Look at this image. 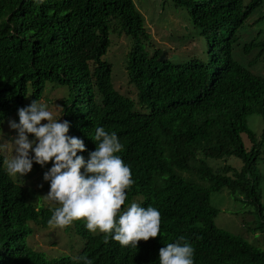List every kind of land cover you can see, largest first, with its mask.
<instances>
[{
	"label": "trees",
	"instance_id": "16d2710c",
	"mask_svg": "<svg viewBox=\"0 0 264 264\" xmlns=\"http://www.w3.org/2000/svg\"><path fill=\"white\" fill-rule=\"evenodd\" d=\"M168 1L185 8V18L200 35H212L210 58L232 61L240 71H234L236 77L213 82L197 61L172 64L132 0H0V136L8 135L6 123L17 122L18 109L33 100L60 109L61 122L70 124L68 135L83 140L85 151L78 155L86 161L96 148L94 129L115 132L123 145L117 155L134 180L122 208L133 202L151 205L162 214L161 232L177 238L197 233L196 264L202 257L215 264H264V69L248 73L232 51L237 31L264 1ZM166 34L156 29L161 40ZM120 37L129 46L122 66L132 91L125 95L113 87L115 62L103 60ZM254 40L243 50L257 48L255 61L264 60V38ZM163 51L166 60L160 62ZM176 81L173 95L169 90ZM206 83L213 89H204ZM188 86H195L194 93H185ZM251 115L261 117L260 137L249 129ZM13 154L12 144L0 151V264H74L76 255L92 264H155L151 245L122 247L111 239L105 244L104 234L90 233L83 221L75 222L74 230L64 228L65 241L41 250L34 233L49 227L56 205L38 193L41 176L52 166L33 163L40 182L35 188L19 186L3 166ZM225 196L235 203L227 213L235 217L228 232L256 231L262 249L224 246L226 259L202 251L219 234L208 230L219 215L216 203ZM228 238L250 247L239 237ZM75 240L83 246L71 254ZM120 254L118 261L110 260Z\"/></svg>",
	"mask_w": 264,
	"mask_h": 264
},
{
	"label": "clouds",
	"instance_id": "9594fccd",
	"mask_svg": "<svg viewBox=\"0 0 264 264\" xmlns=\"http://www.w3.org/2000/svg\"><path fill=\"white\" fill-rule=\"evenodd\" d=\"M263 6L264 4L253 11L241 28L245 26L248 19H250L247 24L249 29L264 23V10L256 14ZM262 33L264 30L258 31V34ZM205 38L208 41H213L211 34ZM253 41L257 43L254 38H249L245 44ZM233 46L234 44L232 51ZM208 51L207 61L201 64L205 66V72L209 73L211 81H222V78L229 76L234 78L236 77L234 76L235 70L240 73L232 61L217 62L212 60ZM257 52L256 50L255 55L248 59L244 56L248 52H244L243 48L242 53L239 49H235L234 61L244 67L248 73L254 74L252 70L256 68L254 66L260 60L255 61ZM163 53H165L166 60V52L163 51ZM249 63H252V66L248 68ZM177 88L176 81V86L169 92L175 95ZM204 89L213 88L210 83H206ZM194 91L195 86L185 88V93H194ZM18 117L19 123L14 120L9 121L10 129L16 131L17 136L10 142L13 145L14 154L3 159V166L9 176L18 178L19 186L34 188L40 181L34 177L36 167H33V163L41 167L46 164L52 166L44 173L43 178L41 176L40 192L38 193L42 200L56 205L47 221L49 228L63 229L62 233L66 239L64 228L70 226L74 230L75 222L83 221L90 233L104 234L105 244H108L111 239L122 247L139 248L151 245L150 256L155 264H196L194 249L196 248L197 233L191 238L183 236L177 238L175 234L161 232L162 214L151 205L142 207L133 202L130 206L122 208L127 200V190L134 184V180L131 168L117 155L123 150V145L115 132L110 134L103 127H96L92 138L96 143V148L89 153V158L86 161L83 156L78 155L85 151L83 140L69 136V122H61V117L58 119L46 105L33 100L27 107L18 109ZM44 121L46 123H42ZM29 135L34 139L29 140ZM4 137L0 138V151L6 150L9 144L3 142ZM42 179L49 182L50 185L48 193L44 196H42L43 189L49 185L45 184ZM234 220L235 217L229 216L227 213L224 216L218 215L215 218V225L208 231L215 234L219 232V234L202 251L226 259L223 251L224 246L230 250L245 252L262 249L263 242L259 240L258 232L253 231L252 233L251 229L246 228L228 232L229 224L232 225ZM228 236L239 237L246 241L250 247L246 248L230 240ZM149 240L151 243L148 242ZM82 246L83 242L80 244L79 240H75L74 248L70 253L75 254L77 249L79 248L80 251ZM83 256L76 255L73 260L74 264H81L82 259L84 264H92L91 260ZM120 256L121 254L110 258V260L118 261ZM201 264H215V262L210 258L202 257Z\"/></svg>",
	"mask_w": 264,
	"mask_h": 264
},
{
	"label": "rangeland",
	"instance_id": "374dc122",
	"mask_svg": "<svg viewBox=\"0 0 264 264\" xmlns=\"http://www.w3.org/2000/svg\"><path fill=\"white\" fill-rule=\"evenodd\" d=\"M132 2L137 12L140 13L141 18L144 21L145 28L149 29L153 42L160 44L162 47L166 48L170 57H172L170 60L172 64L186 63L192 60L198 61L200 63H204L207 61L208 40L204 36L200 35L198 30L193 29L192 24L185 18L187 15L185 8L180 9L177 6H174L168 0H132ZM262 10H264V6L262 9H259L256 14L260 13ZM249 20L250 19H248L245 26L236 33L237 40L233 46V53L235 49H239L242 53V48L247 39H261L264 36V33L258 34V31L260 29H264V23L258 24L252 29H249L247 27ZM156 29H159L161 31L164 30L165 32H167V37L164 36L163 40H161L160 37L156 35ZM113 43L116 44H113L112 48L110 45L106 55L103 57V60L110 63H112L110 60L115 62V67H113L112 69V83H114V88L120 94L125 95L127 91H132V89L130 88L131 86H128L127 84V78L125 77L126 75L122 66V62L125 60L129 46L123 37H120L118 39L115 38L113 40ZM255 52L256 50H253L249 52V54L247 53L244 56L245 58L249 59L252 55H255ZM111 54H113V57H111ZM237 61L240 62L239 60ZM243 65L246 66L245 64ZM254 67L252 72L254 74H261L262 69L264 68L263 58H261ZM114 74L116 75L114 76ZM59 91L61 93V90ZM132 94L133 96H135V91ZM54 96V100L56 98L58 100L60 97L57 93H55ZM48 109L50 111H53L58 119L60 118V109H58L57 106L53 108L52 105V107H48ZM16 123H19V120ZM42 123H46V121ZM247 123L249 124V129L254 131V133L260 137V132H262L261 117L255 115H251L250 117L248 116ZM5 129L8 135L4 137L5 139H3V142H8L9 144H7L10 145V142L17 136V132L10 129L9 122L6 123ZM8 145L7 147L9 148ZM49 189L50 186L44 187V194H42V196L46 195ZM44 201L49 204L48 201ZM262 202L264 203V195L262 196ZM234 205L235 203L232 200L227 199V197L225 196L224 201H217L216 208L219 212V215L224 216L225 213L229 212L228 209H230ZM62 230L63 229H52L49 227L40 230L34 233V243L37 244V246L41 250L52 249L53 243L60 242L61 238L64 241L65 236L63 235Z\"/></svg>",
	"mask_w": 264,
	"mask_h": 264
},
{
	"label": "water",
	"instance_id": "95a60500",
	"mask_svg": "<svg viewBox=\"0 0 264 264\" xmlns=\"http://www.w3.org/2000/svg\"><path fill=\"white\" fill-rule=\"evenodd\" d=\"M165 53H163L161 56H160V58H159V61H161V62H163L164 60H165Z\"/></svg>",
	"mask_w": 264,
	"mask_h": 264
}]
</instances>
